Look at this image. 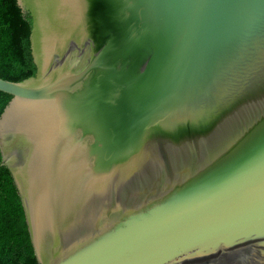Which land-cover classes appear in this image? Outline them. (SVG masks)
Segmentation results:
<instances>
[{
	"label": "water",
	"instance_id": "water-1",
	"mask_svg": "<svg viewBox=\"0 0 264 264\" xmlns=\"http://www.w3.org/2000/svg\"><path fill=\"white\" fill-rule=\"evenodd\" d=\"M0 167L39 264H264V0H18Z\"/></svg>",
	"mask_w": 264,
	"mask_h": 264
},
{
	"label": "trees",
	"instance_id": "trees-1",
	"mask_svg": "<svg viewBox=\"0 0 264 264\" xmlns=\"http://www.w3.org/2000/svg\"><path fill=\"white\" fill-rule=\"evenodd\" d=\"M32 27L30 11L23 10L18 0H0V78L19 82L36 76ZM11 99L0 91V117ZM0 264H39L19 194L6 167H0Z\"/></svg>",
	"mask_w": 264,
	"mask_h": 264
}]
</instances>
